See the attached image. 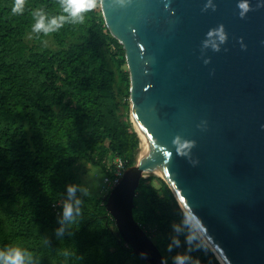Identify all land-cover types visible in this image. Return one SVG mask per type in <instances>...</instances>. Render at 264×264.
<instances>
[{
  "label": "water",
  "instance_id": "95a60500",
  "mask_svg": "<svg viewBox=\"0 0 264 264\" xmlns=\"http://www.w3.org/2000/svg\"><path fill=\"white\" fill-rule=\"evenodd\" d=\"M100 7L125 50L142 144L105 197L119 234L147 264H167L134 217L140 181L157 171L221 264H264V0Z\"/></svg>",
  "mask_w": 264,
  "mask_h": 264
},
{
  "label": "trees",
  "instance_id": "16d2710c",
  "mask_svg": "<svg viewBox=\"0 0 264 264\" xmlns=\"http://www.w3.org/2000/svg\"><path fill=\"white\" fill-rule=\"evenodd\" d=\"M13 4L0 0V251L20 248L30 264H147L119 234L104 198L81 193L75 171L86 161L111 176L109 153L135 163L141 140L128 114L123 45L99 2L82 22L60 0H25L22 14L12 13ZM37 13L65 21L57 31L34 32ZM31 33L38 44H30ZM49 36L54 46H39ZM134 201L135 219L166 260L221 264L162 178H142ZM66 204L71 220L63 217Z\"/></svg>",
  "mask_w": 264,
  "mask_h": 264
},
{
  "label": "clouds",
  "instance_id": "9594fccd",
  "mask_svg": "<svg viewBox=\"0 0 264 264\" xmlns=\"http://www.w3.org/2000/svg\"><path fill=\"white\" fill-rule=\"evenodd\" d=\"M98 2L102 3V0H60L61 5L63 6V11L65 13H67L68 16L71 17L74 22H76V21L82 22L84 19L83 14L87 13V12H91L92 10H94L97 7ZM120 2L123 3V0H120ZM24 5H25V0H14V4H13L12 9H11L12 13L13 14H22L24 11ZM37 16L39 18L36 20L35 24L33 25L32 30L35 32H41L42 31L45 34L57 31L59 28H61L63 26V23L65 21V17L63 15L59 16L58 18L54 17L50 21H47V22H46L45 15L37 13ZM139 149H140V146H139ZM118 158H120V157H118V156L115 157V156L111 155V153H110V155L108 156V160H106V159L104 160V162L107 163L106 166L108 169L110 168L112 170V167H113L112 175L110 176L108 174H105V178H104V182L107 184L109 189H112L114 187V185L118 182L119 178L123 175L126 168L131 166V165H127V162L124 160L126 162L124 165V168H122L117 174L118 166H117L116 159H118ZM136 159H137V156H136ZM135 162H136V160H135ZM192 163L195 164L196 162L192 161ZM111 165H113V166H111ZM74 192H75V189L73 187H69V189H68L69 196H72L74 194ZM109 193H108V195H109ZM76 203L79 204L80 202L77 201ZM63 217L65 220H71L72 219L73 207L71 204L65 205L64 210H63ZM61 223H63V220L61 221ZM186 227H191V225L186 224ZM174 243H176L178 246L177 241H174ZM189 243H191V240H189ZM191 250L192 249H189V251H191ZM186 259H187V257H185L183 255H179V256H177V258L175 260V264H186ZM0 264H30V261H26V254L20 248H8L6 251H0Z\"/></svg>",
  "mask_w": 264,
  "mask_h": 264
},
{
  "label": "rangeland",
  "instance_id": "374dc122",
  "mask_svg": "<svg viewBox=\"0 0 264 264\" xmlns=\"http://www.w3.org/2000/svg\"><path fill=\"white\" fill-rule=\"evenodd\" d=\"M35 32V31H34ZM30 44H38L35 39L33 33L29 36ZM54 46V43L49 36V38L45 39L39 46ZM130 105V104H129ZM130 114V109L129 113ZM106 156V160H108V156ZM75 171L80 180V191L83 195L87 197H96V198H104L108 195L111 189L108 188L107 184L104 182L105 173L103 172L102 168L98 165L86 162V161H79L75 164ZM151 174H154L157 178H161L155 172L147 173V177ZM155 184H159L157 179L154 180ZM164 254V252L161 250ZM168 264H175V261H172L170 258L169 261L167 260Z\"/></svg>",
  "mask_w": 264,
  "mask_h": 264
},
{
  "label": "built area",
  "instance_id": "2783aa9c",
  "mask_svg": "<svg viewBox=\"0 0 264 264\" xmlns=\"http://www.w3.org/2000/svg\"><path fill=\"white\" fill-rule=\"evenodd\" d=\"M116 162H117V166H118V169H117V174H118V172L122 168H124V165H125L126 162L124 160L120 159V158L116 159Z\"/></svg>",
  "mask_w": 264,
  "mask_h": 264
},
{
  "label": "bare ground",
  "instance_id": "6f19581e",
  "mask_svg": "<svg viewBox=\"0 0 264 264\" xmlns=\"http://www.w3.org/2000/svg\"><path fill=\"white\" fill-rule=\"evenodd\" d=\"M139 152H140V154L142 153V144H141V146H140ZM140 154H139V155H140ZM151 172H155V173L158 174L159 176L161 175V174L158 173L157 171H151Z\"/></svg>",
  "mask_w": 264,
  "mask_h": 264
}]
</instances>
